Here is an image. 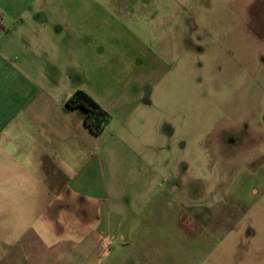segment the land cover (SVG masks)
Instances as JSON below:
<instances>
[{
    "label": "rangeland",
    "instance_id": "rangeland-1",
    "mask_svg": "<svg viewBox=\"0 0 264 264\" xmlns=\"http://www.w3.org/2000/svg\"><path fill=\"white\" fill-rule=\"evenodd\" d=\"M61 1L91 38L76 42L92 53L63 72L110 116L89 143L106 195L78 199L105 214L101 227L40 232L49 262L63 257L56 243L75 251L61 264H264V0H135L136 18L118 9L134 0L46 6L54 13ZM33 3L0 0V26L39 38L20 12ZM70 39L57 41L61 57ZM14 54L19 60L0 52L4 140L13 88L39 80L38 67L22 70L31 55ZM7 222L0 216V226ZM11 240L0 264H24Z\"/></svg>",
    "mask_w": 264,
    "mask_h": 264
},
{
    "label": "crops",
    "instance_id": "crops-1",
    "mask_svg": "<svg viewBox=\"0 0 264 264\" xmlns=\"http://www.w3.org/2000/svg\"><path fill=\"white\" fill-rule=\"evenodd\" d=\"M46 1L34 0L32 5L23 4L20 11L26 13L30 24L37 26L39 38L11 35L8 29L0 26V35L7 41L0 44V52L10 51L17 60L19 57L14 53L29 54L31 57L22 70L39 69V80L32 81L25 75L24 78L32 82L13 88L16 103L12 110L8 109L11 117L6 140L0 135V207H5L8 201L7 212L0 209V216L9 218L6 226H0V234H5L0 237V247H4L11 238V244L6 246L21 247L24 264H61L75 252L73 249L67 252L66 247L55 243L52 248H62L63 257L49 262L51 256L45 255L47 245L40 232L71 236L88 222L101 227L98 218L105 216H97L92 206L80 204L78 199L82 196L101 201L106 195L99 162L95 161V151L89 143L92 142L90 138L103 133L109 121L101 134L95 136L84 126L85 114L81 109L65 107L69 97L83 89L64 74L63 66L72 65L77 61V55L83 56L85 52L91 62V51L77 43L83 39L90 42L91 38L88 31L79 30L74 24V16L66 1L56 4V13L51 12ZM120 5L118 9L125 8L134 18L141 7L135 0ZM125 31L133 35L130 28L125 27ZM63 35L70 37L68 41L71 43L65 56L61 57L58 50L61 45L57 41ZM130 65L137 66L135 60ZM64 77H68L66 84L62 81ZM30 201L36 205L27 208ZM91 232V236L94 235L95 229ZM15 234H19L18 237ZM87 239H82L81 244Z\"/></svg>",
    "mask_w": 264,
    "mask_h": 264
},
{
    "label": "trees",
    "instance_id": "trees-1",
    "mask_svg": "<svg viewBox=\"0 0 264 264\" xmlns=\"http://www.w3.org/2000/svg\"><path fill=\"white\" fill-rule=\"evenodd\" d=\"M68 109H81L84 114V126L92 132L93 135L99 136L109 121V115L82 91L74 92L65 102Z\"/></svg>",
    "mask_w": 264,
    "mask_h": 264
}]
</instances>
